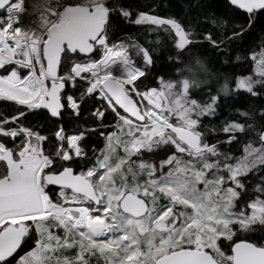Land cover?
<instances>
[{
  "label": "snow or ice",
  "instance_id": "6c2138e0",
  "mask_svg": "<svg viewBox=\"0 0 264 264\" xmlns=\"http://www.w3.org/2000/svg\"><path fill=\"white\" fill-rule=\"evenodd\" d=\"M226 6L240 23L217 36L172 16L140 11L133 20L115 0H0V99L15 105L0 113V264L29 241L16 264H92L96 256L104 264H264V242L239 238L264 228V176L241 203L246 178L264 172V107L213 126L224 135L215 143L203 124L221 94L264 96V42L250 53L254 75L221 84L196 57L159 87L144 84L155 49L110 42L118 10L149 32L163 30L170 60L198 42L227 52L264 15V0ZM196 89H207V99ZM40 110L59 125L54 133L26 123ZM84 112L91 127L79 123ZM65 114L77 122L71 129ZM91 136L103 147L89 152ZM161 150L158 160L145 159Z\"/></svg>",
  "mask_w": 264,
  "mask_h": 264
},
{
  "label": "trees",
  "instance_id": "16d2710c",
  "mask_svg": "<svg viewBox=\"0 0 264 264\" xmlns=\"http://www.w3.org/2000/svg\"><path fill=\"white\" fill-rule=\"evenodd\" d=\"M113 0H109L112 3ZM115 2L123 8L131 11L132 19L136 18V15L140 11L150 12L152 14L160 16H172L180 20L186 27L191 26L197 33L212 32L214 35H219L222 31H228L235 24L240 23L238 17H235L226 6V0H115ZM216 20L217 23L213 24L212 20ZM222 25V26H221ZM110 42L115 43L121 39H126L127 43L135 40L139 43L155 49L153 52V65L147 69V79L144 80V84L147 86L159 87V80L165 79H179L180 70L185 67L189 61L194 62V58L199 57L204 63L205 67L214 76H220V83H223L225 76L230 78V82L234 81L236 76L240 75H253V62L250 58V53L255 50L259 51L262 42H264V15L259 16L255 23L248 29L247 33L241 40L233 42L228 46L227 52H219L213 49L206 42H198L193 45L191 54L185 53L181 60H170V56L175 55V50L172 47L171 42L168 40L167 34L163 30L158 32H149L147 26L136 25L125 20L119 11H115L111 17V23L109 28ZM157 39L160 43L157 44ZM241 56L240 60H236L237 55ZM133 59L139 64L141 61L132 53ZM96 58H99L97 53ZM143 79V78H141ZM213 92L216 91L218 85L213 82L210 84ZM207 89L203 92L199 89L193 90V94L201 99L206 100L205 95ZM79 95V91L76 93ZM219 108L217 114L214 117L203 118V124L208 126L207 138L210 142L215 143L217 139L223 140L224 135L219 131L213 132L211 129L215 126L219 129L224 121L239 119L243 121V118L239 116L237 110H253L258 113L260 107H264V96L259 98L249 97L246 93L229 94L227 96L221 94L219 101ZM15 105L12 102L0 99V113H12ZM87 112H84L81 116L79 123L84 124ZM111 121V117L106 121ZM28 126L41 131L42 134H52L55 132L58 124L53 125L45 118L44 110H40L36 114H29L26 120ZM64 123L68 128H73L77 123L76 121L68 122L67 114H65ZM85 127H91L92 122L89 120ZM253 135L248 133L247 136ZM247 136H241L240 139L246 141ZM85 144L88 147L89 152L94 146L103 147V142L98 140L97 136H91L85 140ZM47 147V145H46ZM223 150H229L236 155L241 154L240 146L238 144L221 145ZM163 151H159L155 154L146 153L145 159L158 160L163 156ZM264 176V172L252 173L246 180L247 192L244 194V199L241 203L246 202L249 198L254 196L253 189L255 185L260 182V177ZM239 238L249 239L251 241L262 242L264 238V228L255 226V230L251 233H239ZM31 241L23 244L17 249V252L13 254V257H9L10 264H16L19 256H22L29 250ZM224 249L230 251V244L227 241L223 242ZM93 257L91 261H93ZM95 264V262H92Z\"/></svg>",
  "mask_w": 264,
  "mask_h": 264
},
{
  "label": "rangeland",
  "instance_id": "374dc122",
  "mask_svg": "<svg viewBox=\"0 0 264 264\" xmlns=\"http://www.w3.org/2000/svg\"><path fill=\"white\" fill-rule=\"evenodd\" d=\"M253 75H254V73H253ZM234 154H236V153H234ZM223 242L226 243L227 241L225 240ZM93 258H94L93 260H95V264H104V259L103 258H101L99 256H96V257H93Z\"/></svg>",
  "mask_w": 264,
  "mask_h": 264
},
{
  "label": "built area",
  "instance_id": "2783aa9c",
  "mask_svg": "<svg viewBox=\"0 0 264 264\" xmlns=\"http://www.w3.org/2000/svg\"><path fill=\"white\" fill-rule=\"evenodd\" d=\"M29 0H26V4H28ZM57 0H52L53 5H55Z\"/></svg>",
  "mask_w": 264,
  "mask_h": 264
},
{
  "label": "water",
  "instance_id": "95a60500",
  "mask_svg": "<svg viewBox=\"0 0 264 264\" xmlns=\"http://www.w3.org/2000/svg\"><path fill=\"white\" fill-rule=\"evenodd\" d=\"M122 41L126 43V40L125 39H123ZM262 242H264V238H263Z\"/></svg>",
  "mask_w": 264,
  "mask_h": 264
},
{
  "label": "bare ground",
  "instance_id": "6f19581e",
  "mask_svg": "<svg viewBox=\"0 0 264 264\" xmlns=\"http://www.w3.org/2000/svg\"><path fill=\"white\" fill-rule=\"evenodd\" d=\"M30 3H31V0H29L28 4L30 5Z\"/></svg>",
  "mask_w": 264,
  "mask_h": 264
},
{
  "label": "flooded vegetation",
  "instance_id": "af4514ba",
  "mask_svg": "<svg viewBox=\"0 0 264 264\" xmlns=\"http://www.w3.org/2000/svg\"><path fill=\"white\" fill-rule=\"evenodd\" d=\"M92 262H95V260H93Z\"/></svg>",
  "mask_w": 264,
  "mask_h": 264
}]
</instances>
